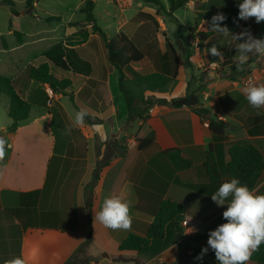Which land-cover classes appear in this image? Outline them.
<instances>
[{
	"label": "crops",
	"instance_id": "obj_1",
	"mask_svg": "<svg viewBox=\"0 0 264 264\" xmlns=\"http://www.w3.org/2000/svg\"><path fill=\"white\" fill-rule=\"evenodd\" d=\"M85 1L79 0L78 7ZM104 1L102 20L100 2L94 0L97 24L109 39L126 35L144 56L123 68L129 96L104 39L92 24H81L84 13L68 22L64 36L41 49L25 69L11 75L0 71L17 80L31 106L29 117L9 131L10 98H0V136L7 139V154L0 160V264L20 255L26 264H65L89 238L90 264H218L212 249L202 260L196 257L207 246L210 230L226 222L227 205L218 206L211 196L232 178L227 169L230 148L252 143L264 156V108H253L243 93L247 76L264 83V57L250 56L232 73L237 42L232 43L231 34L210 29V21L223 13L227 19L222 24L233 34L248 30L260 38L264 21L240 19L238 0H187L174 11L170 0H161L162 7L144 0ZM20 17L12 16L7 33L16 35V43H8L0 30V56L46 41L40 33L35 37L19 28ZM191 31L196 35L192 42L200 33L209 35L200 53L186 44ZM59 42L67 49L68 69L45 56ZM212 44L223 59L206 54ZM44 62L56 78L68 82L50 104L49 83L27 79L29 66ZM80 107L88 108L91 116L75 126ZM214 116L228 123L225 140L216 143L209 127ZM144 139L154 143L141 148ZM211 145L216 163L207 166ZM172 148L180 149L192 165L177 168L165 153ZM254 189L264 193V169ZM109 195L131 201L129 230H112L94 220ZM164 199L185 206L177 219L182 233L169 224L164 239L152 240L147 251L120 250L130 233H146ZM185 219L200 228L189 233L182 224ZM247 264H264V244Z\"/></svg>",
	"mask_w": 264,
	"mask_h": 264
},
{
	"label": "trees",
	"instance_id": "obj_2",
	"mask_svg": "<svg viewBox=\"0 0 264 264\" xmlns=\"http://www.w3.org/2000/svg\"><path fill=\"white\" fill-rule=\"evenodd\" d=\"M144 1L156 3L161 7L163 6L161 0ZM186 2L187 0H170L171 11L184 6ZM4 3L11 6L13 15L20 14L16 9V4L13 0H4ZM94 9V0H86L81 8V11L85 14L86 19L81 24H92L93 30L97 31L102 36L111 63L116 66L122 74L121 87L129 96L128 91L124 87L123 68L133 61H141L144 56L126 37V35L122 33L116 39H109L102 28L97 24ZM169 14L172 15L170 12ZM60 18V16H47L46 20L51 22ZM175 21L177 22V20ZM10 25H12V20ZM14 33L19 35L17 30H15ZM195 36L194 32L191 31L186 39L188 48L192 46V39ZM208 36V33H200L199 35L201 41H205ZM66 54L67 49L64 43L59 42L46 51L45 56L56 66L68 69L69 66L66 60ZM231 71L234 73L238 71V68L233 66ZM249 73V69H246L244 74L248 75ZM27 79H35L41 82L49 83L51 88H53L56 92H58L61 88H66L68 85L66 80H59L50 72V67L47 62L41 63L39 66H29L27 70ZM3 95L10 98L8 115L13 119V123L8 129L9 131H14L17 129L21 121L26 120L29 117L31 106L23 97L22 91L18 89L17 80L0 75V98ZM198 113L202 117H206L200 112ZM209 119V127L213 133L215 143L225 140L228 123L219 119L217 116L209 117ZM152 143H154V139H144L140 142V147L144 148ZM229 151L232 159L228 162L227 169L232 178H239L242 183L254 188L264 169V156L261 149L252 143H243L233 145ZM165 153L179 169L187 168L192 165V162L183 157L181 150L178 148L167 149L165 150ZM211 163H216L214 145H211L210 150L207 153V162L205 165L210 166ZM184 212L185 206L181 203L172 199H164L160 204L155 219L149 225L146 233L144 235L130 233L120 244V250L147 251L152 240L162 241L164 239L166 227L169 224H171L178 233H182V228L177 219L181 217ZM91 241V238H89L84 244H82L65 264H90L89 258L86 256V252L88 247L91 245ZM196 252L198 251L196 250Z\"/></svg>",
	"mask_w": 264,
	"mask_h": 264
},
{
	"label": "clouds",
	"instance_id": "obj_3",
	"mask_svg": "<svg viewBox=\"0 0 264 264\" xmlns=\"http://www.w3.org/2000/svg\"><path fill=\"white\" fill-rule=\"evenodd\" d=\"M238 7L240 19L255 18L256 23L264 21V0H238ZM226 19L223 13L213 15L210 29L223 36L231 34L234 37L232 43L237 42L238 54L236 67L245 65L250 56L264 57V38L255 37L248 30L238 35L233 34L227 25L222 24ZM206 54L223 59V53L216 44H212ZM243 93L253 108H264V83L249 79ZM90 116L88 108L80 107L74 114V125H84L86 118ZM70 131V128L66 130L68 133ZM6 146L7 139L0 136V160L7 154ZM211 198L218 206L227 205L223 212L226 222L210 230L207 246L196 259L202 260L204 254L212 249L218 264H247L253 253L264 244V193H258L239 178L233 177L222 182ZM130 208L131 201L125 196L109 195L104 199L101 209L95 211L94 220H98L106 228L127 231L132 223ZM191 231L193 229L189 232ZM7 264H26V259L23 255L16 256Z\"/></svg>",
	"mask_w": 264,
	"mask_h": 264
},
{
	"label": "rangeland",
	"instance_id": "obj_4",
	"mask_svg": "<svg viewBox=\"0 0 264 264\" xmlns=\"http://www.w3.org/2000/svg\"><path fill=\"white\" fill-rule=\"evenodd\" d=\"M16 9L21 14L17 26L27 33L43 35L46 41L39 45H30L26 50H17L10 54L1 53L0 71L11 75L27 67L35 59L37 53L49 45L55 43L64 36L65 27L68 22L76 21L83 18L81 7H78L79 0H13ZM100 6L97 8L100 19L104 14L106 2L99 0ZM30 7V8H28ZM23 12H27L25 15ZM30 14V15H29ZM36 15H39L36 16ZM62 17L60 20L48 22L47 16ZM12 8L9 4L0 0V30L8 43L14 44L18 38L16 35H8V30L12 18ZM103 20V19H102ZM264 28V27H263ZM59 135V134H58ZM60 137V135H59ZM61 140V138H60Z\"/></svg>",
	"mask_w": 264,
	"mask_h": 264
},
{
	"label": "built area",
	"instance_id": "obj_5",
	"mask_svg": "<svg viewBox=\"0 0 264 264\" xmlns=\"http://www.w3.org/2000/svg\"><path fill=\"white\" fill-rule=\"evenodd\" d=\"M201 42H202V41H201L200 38H196V39L192 42L193 50H194L196 53H200V51H201V47H202V46H201ZM249 79H253V80H254V77L251 76V75H250V76H247L246 78L243 79V84L245 85ZM48 93H49V100H48V103L50 104V103H52V100H53V98H54V96H55V94H56V91H55L53 88H50ZM150 112H151V113H154V109L151 108V109H150ZM132 142H133V144H135V140H133ZM182 224H183L184 227L188 228L189 231H190L191 229H193V232L197 231L198 228H200V225L197 224V223L192 222L191 219H185V220L182 222ZM191 232H192V231H191ZM191 232H189V233H191Z\"/></svg>",
	"mask_w": 264,
	"mask_h": 264
}]
</instances>
